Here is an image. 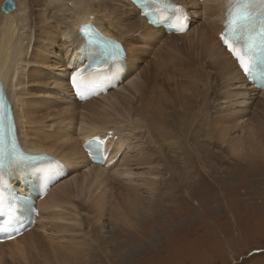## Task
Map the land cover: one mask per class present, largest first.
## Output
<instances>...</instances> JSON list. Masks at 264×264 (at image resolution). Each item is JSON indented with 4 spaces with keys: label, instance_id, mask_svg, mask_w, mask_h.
I'll return each mask as SVG.
<instances>
[{
    "label": "bare ground",
    "instance_id": "1",
    "mask_svg": "<svg viewBox=\"0 0 264 264\" xmlns=\"http://www.w3.org/2000/svg\"><path fill=\"white\" fill-rule=\"evenodd\" d=\"M12 1L11 11L0 8V83L9 99L19 145L26 153L53 159L56 183L37 200L41 214L37 223L20 237L0 243V264H75L73 255L82 244L73 246L69 231L90 221L101 235L105 211L113 227H131V215L142 197L131 190L136 173L131 166L157 174L163 163L172 164L167 156L176 149L173 141L165 148L161 145L170 137L160 124L176 119V103L182 104L180 108L189 104L184 91L189 93L192 82L198 84L192 91L199 97L200 120H205L219 152L248 169H264V88L245 81L232 52L217 38L226 0H174L189 14L195 15L196 9L204 13L199 29L194 20L181 35L148 25L131 0H47L33 33L27 5ZM83 24L114 40L121 55L103 66L107 84L98 92H108L79 102L71 97V80L73 75L85 74L80 70L87 60L79 32ZM58 35L64 38L63 55L49 57L48 44ZM134 37L148 44L146 52L153 45L151 55L157 63L140 61ZM27 46L34 51L25 52ZM52 62H60V70H49ZM117 72L123 79H116ZM183 76L187 78H179ZM114 80L119 86L109 89ZM253 104L259 111L247 117L249 122L233 123L236 114H248L246 108ZM94 141L101 146L90 149ZM22 169L13 165L4 180L12 192L25 194L29 189ZM125 176L127 183L121 181ZM147 190L150 195L155 191Z\"/></svg>",
    "mask_w": 264,
    "mask_h": 264
},
{
    "label": "rangeland",
    "instance_id": "2",
    "mask_svg": "<svg viewBox=\"0 0 264 264\" xmlns=\"http://www.w3.org/2000/svg\"><path fill=\"white\" fill-rule=\"evenodd\" d=\"M15 1L18 6L22 2L27 5L34 33L39 24L38 13L47 0ZM202 16L204 13L195 22L197 29ZM53 38L48 44L49 57L59 58L63 55L64 38L62 35ZM132 42L140 47V61L145 58L149 63L158 62L151 55L153 45L146 52L148 44L139 37H134ZM29 51L34 49L25 47V52ZM52 63L47 66L49 70L53 73L60 70V62ZM197 86L192 82L189 93L188 89L184 91L189 104L182 108L180 102L174 105L176 119L160 124L166 127L170 137L161 145L165 148L173 141L176 149V153L167 156L172 164L163 163L162 171L157 174L148 173L153 169L145 171L131 166L132 173L136 172L131 177V190L142 196L137 198L141 205L131 215L132 226L113 227L107 211L100 219L104 227L101 235L95 230L97 224L82 222L79 230L75 228L68 233L73 236L69 240L74 241L71 245L82 244L73 255L75 264H264V169H248L219 152L205 128V120H200L201 107L196 104L199 97L197 91H192ZM246 109L248 114H236L233 123H247L250 121L247 117L259 111L256 104ZM127 178L121 181L127 183ZM148 181L153 182L150 185ZM148 187L154 188L152 195Z\"/></svg>",
    "mask_w": 264,
    "mask_h": 264
},
{
    "label": "snow or ice",
    "instance_id": "3",
    "mask_svg": "<svg viewBox=\"0 0 264 264\" xmlns=\"http://www.w3.org/2000/svg\"><path fill=\"white\" fill-rule=\"evenodd\" d=\"M151 2L155 4L159 3L160 0H151ZM172 7L177 11H182L179 6L173 5ZM158 12H160V9L155 8L146 10L143 14L150 17L151 23H155L157 21L156 13ZM163 18L164 14L160 13L159 19ZM225 23L226 30L222 33L224 43L236 56L244 73L246 75L254 74L258 70V61L264 59V0H229ZM85 27L89 29L88 35L91 37L93 35L92 26ZM176 30L184 31L186 27L182 26ZM233 42L241 45V47H236ZM120 51V46L116 42H111L106 57L115 60ZM72 81L73 84L77 83V75H73ZM8 133L9 146L4 147L5 129L3 119L0 118V207L3 206L4 187L6 186L3 176L4 169L11 170L13 165L25 159L17 143L15 125L11 116H9ZM2 230L4 229H0V231Z\"/></svg>",
    "mask_w": 264,
    "mask_h": 264
},
{
    "label": "water",
    "instance_id": "4",
    "mask_svg": "<svg viewBox=\"0 0 264 264\" xmlns=\"http://www.w3.org/2000/svg\"><path fill=\"white\" fill-rule=\"evenodd\" d=\"M14 4L12 0H4V2L1 4V10L4 12H9L13 9Z\"/></svg>",
    "mask_w": 264,
    "mask_h": 264
}]
</instances>
